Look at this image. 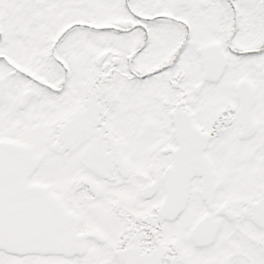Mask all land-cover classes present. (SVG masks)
I'll return each mask as SVG.
<instances>
[{
    "label": "snow or ice",
    "instance_id": "obj_1",
    "mask_svg": "<svg viewBox=\"0 0 264 264\" xmlns=\"http://www.w3.org/2000/svg\"><path fill=\"white\" fill-rule=\"evenodd\" d=\"M0 264H264V0H0Z\"/></svg>",
    "mask_w": 264,
    "mask_h": 264
}]
</instances>
